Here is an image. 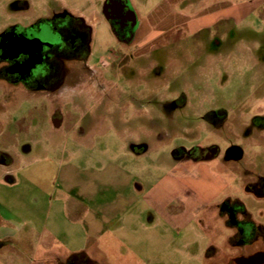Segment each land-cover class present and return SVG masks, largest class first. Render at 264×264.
Instances as JSON below:
<instances>
[{
  "label": "rangeland",
  "instance_id": "1",
  "mask_svg": "<svg viewBox=\"0 0 264 264\" xmlns=\"http://www.w3.org/2000/svg\"><path fill=\"white\" fill-rule=\"evenodd\" d=\"M46 1L0 0V37L56 7L98 15L89 60L96 73L70 78L60 94H16L4 84L0 149L13 154L16 181L0 187V199L21 226L0 264H49L86 250L98 264H205L212 239L220 264L264 251V240L237 245L219 219H201L196 198L206 191L196 185L204 164L173 158L180 148L216 147L207 173L216 183L207 187L213 204L238 201L264 227V199L246 190L264 176V129L254 122L264 118V0H226L247 14L225 20L214 15L224 0H128L162 27L144 31L134 47L119 43L102 17L105 0ZM205 22L217 24L191 29ZM215 111L227 121L204 120ZM139 145L147 152H130ZM233 146L243 158L224 162ZM188 176L194 186L176 181Z\"/></svg>",
  "mask_w": 264,
  "mask_h": 264
},
{
  "label": "flooded vegetation",
  "instance_id": "2",
  "mask_svg": "<svg viewBox=\"0 0 264 264\" xmlns=\"http://www.w3.org/2000/svg\"><path fill=\"white\" fill-rule=\"evenodd\" d=\"M43 6L46 0H41ZM27 11L32 10L28 2L25 3ZM46 9V7H45ZM102 17L108 22L114 36L126 47L139 45V22L128 0H105ZM93 26L82 16L69 12L66 8L56 7L48 10V14L36 17L27 23H19L8 29L13 40L21 36L42 41L41 45L15 49L14 58L3 59L6 43L0 37V74L2 80L13 86H20L30 93L60 94L67 87L70 78L81 73L94 74L96 71L90 66L92 54ZM3 33V34H5ZM48 41V44L46 43ZM35 43V42H34ZM76 66L79 73L72 74V67ZM52 120L59 127L63 120L60 110L53 111ZM204 120L213 125L223 124L227 121V113L215 111L209 113ZM256 127L264 129V118L255 119ZM141 149L135 148V154L147 152L145 145ZM234 147V146H233ZM232 148V147H231ZM228 152V151H227ZM219 156L216 147L186 150L183 148L173 152L176 162H193L208 166L212 158ZM235 161L229 159L228 154L224 162ZM206 164V165H205ZM201 166H199L200 168ZM191 178V177H190ZM197 181H203L198 176ZM246 190L257 199H264V176L247 184ZM219 217L225 220L228 228L234 231L232 242L237 245L253 246L264 240V227L256 225L247 209L238 201L226 199L217 206ZM237 264H264V251L257 250L247 255L236 257ZM58 264H84L80 254L70 255L65 262Z\"/></svg>",
  "mask_w": 264,
  "mask_h": 264
},
{
  "label": "crops",
  "instance_id": "3",
  "mask_svg": "<svg viewBox=\"0 0 264 264\" xmlns=\"http://www.w3.org/2000/svg\"><path fill=\"white\" fill-rule=\"evenodd\" d=\"M227 1L224 0V3L219 2V3H215L214 7H216V11H215V16L218 15L219 17H223L224 20L229 18H236L237 16L243 17V14H247V10L245 8L242 7H237L235 5H232V7H228L227 5ZM214 7H210L212 9H214ZM136 16H137V21L139 22V37H141L142 33L146 30H150L151 32L156 33L159 32L162 29L161 25L159 23L153 22L151 20H149V18H144L140 15V12L137 10V8L134 9ZM250 12V11H248ZM89 23H91L94 27H96V23L94 22L95 20L97 21L99 19L98 15H96V17H92V19L90 17H84ZM221 20V19H220ZM217 24V22L213 23V22H205L203 24H199L196 26L191 28L194 31L193 32H199L203 29H208V28H212L213 26H215ZM187 25L182 26L180 29L184 30V31H188L187 34H190L191 29H189V26L186 27ZM162 31V30H161ZM192 33V32H191ZM194 33V34H195ZM151 34V35H153ZM164 33L161 32L160 35H163ZM196 35V34H195ZM210 65V64H209ZM4 84H7L4 80L0 79V101L3 99V96L5 95V93L8 92L7 87H4ZM10 86V85H9ZM13 86V85H12ZM13 88V87H12ZM15 90H13V92H15L16 94H19L20 92L23 93H30L29 91H27L26 89L20 87V86H16V88H14ZM20 91V92H19ZM1 125V122H0ZM30 153V151H28ZM130 152L134 154L133 150H131L130 147ZM15 161H14V156L13 154L6 149H0V187L4 186V184H15L16 178L15 176H13V174L10 172L11 167L14 165ZM212 169L209 166H201L198 169V173H200L199 175H203V181L198 182L197 181V187H203L205 185V188L203 189L206 192H202V196L197 197L196 201L198 203V206L196 208V210L201 211L202 216L201 219H204L205 221L209 222H213V220H220L221 224L226 227L227 229H230L226 226L225 224V220L222 219L221 217H219L218 215V211H217V206L220 204H213V200L215 197L210 196L207 187L210 185H216V183L211 182L208 178V174ZM191 176H188L187 178H178L176 179V181L181 182L182 184L186 183L187 185H193V183H191L192 179L190 178ZM213 204V205H212ZM10 209V208H9ZM7 208V206H5L2 202V200L0 199V251H10L13 250L15 248V246H17V241H16V234H17V230L16 228H13L14 225H18L21 226L20 221L17 219V217H15L13 215V212H11ZM197 211V212H198ZM201 213L199 212V215H201ZM198 215V216H199ZM206 229L207 234L209 235V237L211 236L210 234L212 233L210 228H205ZM232 230V229H230ZM234 235V231L232 230V233L230 236H228L226 238V240L228 242H232V237ZM209 250L208 252H206V254L204 255V263L205 264H220V261H218V259H216L218 256H220V253L218 252V246L216 244V242L212 239L209 241ZM79 254H85L88 258H90L95 264H98L95 259L92 258V256L90 255L91 253L89 251H84L81 252ZM70 255H74V254H70ZM69 255V256H70ZM216 258H215V257ZM67 256H57L55 257L51 262H49V264H58V262L60 261H64ZM209 257H213L215 258V260L211 261V263H209V261H207L208 259H210ZM236 257H240V256H232L231 260H232V264H237L234 261V259ZM60 258V259H59ZM212 259V258H211Z\"/></svg>",
  "mask_w": 264,
  "mask_h": 264
},
{
  "label": "water",
  "instance_id": "4",
  "mask_svg": "<svg viewBox=\"0 0 264 264\" xmlns=\"http://www.w3.org/2000/svg\"><path fill=\"white\" fill-rule=\"evenodd\" d=\"M1 37L6 43V51L2 57L3 59L12 60L14 58L15 49H22L25 46L29 47L30 45L38 47L42 43V41L37 39L34 40L29 36H27V38H23V36H21L18 40H13L11 33H5ZM46 43L48 44V41H46ZM135 148L141 149L142 146H131V150H135ZM227 154L229 159H234L235 161L241 160L243 158V150L238 146L230 148Z\"/></svg>",
  "mask_w": 264,
  "mask_h": 264
},
{
  "label": "trees",
  "instance_id": "5",
  "mask_svg": "<svg viewBox=\"0 0 264 264\" xmlns=\"http://www.w3.org/2000/svg\"><path fill=\"white\" fill-rule=\"evenodd\" d=\"M1 74H0V78H1ZM248 192H250V190H248ZM234 243V242H232ZM80 257L83 259L84 264H95L90 258H88L85 254H80Z\"/></svg>",
  "mask_w": 264,
  "mask_h": 264
}]
</instances>
